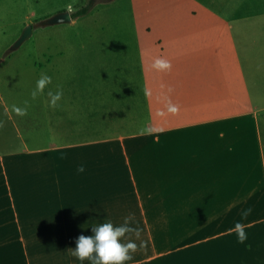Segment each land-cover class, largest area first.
Here are the masks:
<instances>
[{"label":"crops","instance_id":"1","mask_svg":"<svg viewBox=\"0 0 264 264\" xmlns=\"http://www.w3.org/2000/svg\"><path fill=\"white\" fill-rule=\"evenodd\" d=\"M118 1L119 39L35 64L33 106L0 92V264H80L75 239L129 214L126 264H264V0Z\"/></svg>","mask_w":264,"mask_h":264},{"label":"rangeland","instance_id":"2","mask_svg":"<svg viewBox=\"0 0 264 264\" xmlns=\"http://www.w3.org/2000/svg\"><path fill=\"white\" fill-rule=\"evenodd\" d=\"M90 0H0V92L10 106H33L37 101L32 93L36 90L35 64H42L41 71L56 68L64 69L67 63L78 65V59L58 56L60 48L71 51L80 40L94 42L117 40L115 33L102 31L103 23L119 22L117 16L121 3L118 0H93L91 10L68 23L38 26L30 36L11 52L6 50L20 34L26 24H35L51 15L68 11L69 5L76 10ZM119 2V3H118ZM117 5V6H116ZM119 5V6H118ZM70 26V27H69ZM66 28V29H61ZM90 45V44H89ZM47 59H50L48 62ZM129 128L105 127L103 135L117 134ZM112 147V143L104 144Z\"/></svg>","mask_w":264,"mask_h":264},{"label":"clouds","instance_id":"3","mask_svg":"<svg viewBox=\"0 0 264 264\" xmlns=\"http://www.w3.org/2000/svg\"><path fill=\"white\" fill-rule=\"evenodd\" d=\"M68 11L72 12L71 5ZM153 67L158 70H165L170 67L167 60L157 58L153 62ZM50 81V77L42 75L37 81L36 90L32 93L35 97L37 92L43 90ZM60 92H57L52 99V104L60 99ZM174 110V109H173ZM23 115V112L20 113ZM78 173L84 172V165L77 167ZM251 209L242 212V216H247ZM134 217L129 214L123 218L120 224H114L111 220L97 223L91 227V235L80 234L75 239V247H70V255L80 262V264H126L132 259V253L137 251V244L130 238L134 235L137 239L140 230L132 226ZM237 241L243 243L246 239L244 227L237 222L235 225Z\"/></svg>","mask_w":264,"mask_h":264},{"label":"water","instance_id":"4","mask_svg":"<svg viewBox=\"0 0 264 264\" xmlns=\"http://www.w3.org/2000/svg\"><path fill=\"white\" fill-rule=\"evenodd\" d=\"M99 1L106 2L110 0H99ZM70 21H71L70 12L65 10V11L55 13L51 15L50 17L40 20L39 22L35 24L28 23L25 26H23L18 37L14 40V42L9 46V48L6 51L11 52L14 49H16L25 39H27L30 36L32 29L35 27L54 25L58 23H69Z\"/></svg>","mask_w":264,"mask_h":264},{"label":"trees","instance_id":"5","mask_svg":"<svg viewBox=\"0 0 264 264\" xmlns=\"http://www.w3.org/2000/svg\"><path fill=\"white\" fill-rule=\"evenodd\" d=\"M94 4H95L94 1L90 0L86 4L77 8L76 10H73L72 12H70L71 19H75L79 16L87 14L91 10Z\"/></svg>","mask_w":264,"mask_h":264}]
</instances>
